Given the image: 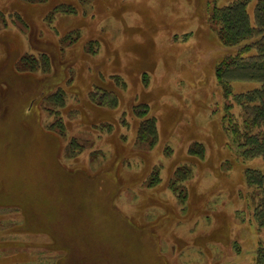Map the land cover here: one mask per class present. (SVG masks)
Masks as SVG:
<instances>
[{
  "label": "rangeland",
  "instance_id": "obj_1",
  "mask_svg": "<svg viewBox=\"0 0 264 264\" xmlns=\"http://www.w3.org/2000/svg\"><path fill=\"white\" fill-rule=\"evenodd\" d=\"M48 7L0 0L5 117L46 78L55 84L71 73L66 135L56 140L26 126L30 148L14 132L20 109L9 126L0 115V264H257L264 231L251 215L244 169L264 171V158L241 160L227 130V111L235 118L241 108L215 76L230 47L209 22L208 0H79L81 12L59 14L56 29L41 18ZM71 27L96 39L94 52L67 45L64 56L73 58L56 59L45 77L10 76L15 49L32 45L56 58L58 33ZM109 74L126 87L117 106H96L85 92ZM257 86L233 81L231 94ZM138 103L156 120L152 147L136 139ZM48 119L41 111L44 128ZM196 144L202 152H189Z\"/></svg>",
  "mask_w": 264,
  "mask_h": 264
},
{
  "label": "trees",
  "instance_id": "obj_2",
  "mask_svg": "<svg viewBox=\"0 0 264 264\" xmlns=\"http://www.w3.org/2000/svg\"><path fill=\"white\" fill-rule=\"evenodd\" d=\"M216 1L208 0L209 22L219 41L230 47V50L216 62L215 76L224 94L226 96L231 95L241 108L239 116L235 118L230 111H227L229 113L226 119L227 130L232 136L241 160L256 157L264 158V0H254L251 13L249 4L253 0H232L222 6H217ZM13 2L22 7H27L28 4H48L49 7L43 12L41 18L53 29H56L54 23L59 14L74 16L81 12L79 0H13ZM16 12L20 13L19 8L9 9L10 14ZM18 16L25 22L19 14ZM57 41L56 58L51 51L34 49L32 45H29L19 55H17L18 49H15L16 51H13L12 54L10 52L11 60L8 63L11 69V71L9 70L10 76L13 74L31 79L28 75L40 74V77H45V75L53 72L56 59L65 62L73 58V56H64L67 45L76 46L80 44L85 51L94 52L96 48L93 49V45L97 42L96 39H90L88 42L82 39L76 27H71L62 34L59 32ZM65 42L67 44H64ZM0 75L1 78L9 81L8 77ZM70 78L71 73H61L60 79L55 84L46 78L45 81L41 82L42 86L36 92L37 94L34 92L30 96H25V102H17L18 106L15 103L12 105L13 109H20V117L18 118L20 124L16 130L13 129L14 132L17 130L18 133L23 132L18 139L19 144H29L30 148H33L31 144H35L29 136L26 126H31L39 133L46 132L47 135H53L56 140L58 137L66 135V125L62 114L66 106L67 93H71L70 90L66 89ZM238 80L255 81L259 83V86L231 94L230 85L233 81ZM108 82L93 81L85 92L86 98H89L93 104L99 107L117 106L119 94L126 87V83L117 74H109ZM3 94L4 92L0 90V98L5 97ZM231 105V103L227 104L226 108L228 109ZM132 109L139 118L136 132L137 141L147 143L149 147H152L157 140L155 118L149 115L146 103H138ZM2 110L0 107V111ZM12 110L7 111V118L3 111L0 112L4 125L9 126L8 120L12 115ZM43 110L49 114V121L46 122L45 128L41 124V111ZM227 121L229 125H227ZM0 123L2 122L0 121ZM68 140L72 148H75L77 143L74 139L68 138ZM191 151L192 153L202 152V145L190 146L189 152ZM244 175L254 201L252 218L257 226L264 231V171L247 167L244 169ZM119 240L121 239L119 238ZM122 240H125L126 244L135 243V240L131 238H123ZM256 262L257 264H264V245H259L257 248Z\"/></svg>",
  "mask_w": 264,
  "mask_h": 264
}]
</instances>
